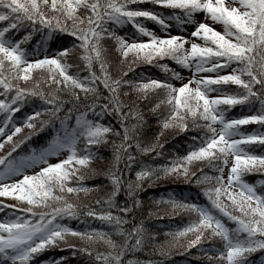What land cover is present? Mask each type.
Here are the masks:
<instances>
[{"label":"snow or ice","instance_id":"obj_1","mask_svg":"<svg viewBox=\"0 0 264 264\" xmlns=\"http://www.w3.org/2000/svg\"><path fill=\"white\" fill-rule=\"evenodd\" d=\"M144 2L0 0V22H5L0 24V96L3 97L0 113H4L0 123L8 125L12 114L35 97L45 106L26 114L23 125L32 129L39 120V129L50 123L54 129L43 146L14 155L20 144L30 137L13 141L21 127L13 124L6 134L5 128L0 127V134H4L0 148L5 142L12 145L0 155V197H12L16 201L7 204L0 200V264H41L37 258L42 252L63 247L73 249V256L77 251L90 257L94 255L97 264H141L133 256L126 261L124 257L128 252L145 247V241L154 239L155 234L146 235L139 223L130 229L124 225L128 223V215L141 205L137 193L142 180L147 178L151 183L158 178L157 172L160 176L188 179V164L193 160H207L216 174L209 176L201 171L197 177L196 173H191L196 183L209 185L202 191L210 207L176 199L167 201L174 209L197 214V219L175 234H193L194 238L187 239L182 246L191 248L199 244L202 237L213 240L214 244L218 242L220 247L210 249L217 253L215 258L209 256L214 264H248L250 253L264 250V179L258 181L259 190L256 184L244 179L249 173H264V131L240 129L241 125L249 123L264 128V0H228L227 4L223 0H150L154 6L181 10L173 11L168 17L155 8L136 6ZM77 9L84 15H79ZM201 11L205 18L221 23L223 31L214 29L203 19L196 20L195 15ZM141 17L165 31L168 21L181 27L187 23L192 28L187 36L180 32L161 36L144 27L138 19ZM129 23L135 32L125 39L118 29ZM21 28L25 29L24 35L15 38V31ZM36 33L41 37L36 41V48L22 46ZM65 34L74 39L65 42ZM192 37L204 43H197ZM108 41L115 43L122 58L132 52L137 60L151 64L153 57H170L190 69L191 76L177 87L169 80L171 77L183 80L180 73L161 64L159 66L166 73L170 72L171 77L133 81L122 72L113 78L105 59ZM33 70L46 74L43 81L35 79L33 86H21L17 81L30 82ZM45 83L66 91L69 99L65 101L53 92L46 93L43 91ZM192 83L195 87H190ZM230 85L236 88L230 89ZM129 91L143 93L145 97L149 93L155 95L156 101L151 104L153 112L161 105L166 107L169 115L158 121L161 130L174 125L184 132L189 128V120L191 128L202 129L198 136L192 137L194 142L199 141L193 144L192 150L170 164H140L134 179H126L127 170L136 162L131 152L133 144L139 153L154 149L157 156L162 153L156 143L160 133L143 146L137 138L146 121L135 104L128 105L121 99V94L127 96ZM214 92L217 94L210 95ZM66 102L74 106L68 108V113L75 111L73 124H69L68 113L63 118L59 115ZM233 106L254 111L230 117L227 113ZM125 108L128 110L124 111ZM106 115H115L120 127L116 129L103 123ZM109 135L119 139L118 143L116 139L112 141V158L103 172L109 186L103 197L92 202L107 210L71 202L65 193H88L98 187L82 185L79 181L87 175L83 169L89 168L90 161L97 158L93 146L106 143ZM249 145L262 151L256 154L248 150ZM62 152L67 153L64 158L49 162V157L60 156ZM122 160L123 168L119 167ZM72 162L76 167H72ZM225 166L228 168L226 177ZM74 177L77 183L69 186L67 182ZM121 192L126 199L117 203ZM222 197H226L230 205L224 203ZM230 209L235 210V214ZM218 213L233 222L234 227H229ZM80 216L102 221L108 228L81 230L62 222L65 217ZM113 235L120 236L121 242L113 239ZM68 237H77L83 246L70 244ZM97 242L106 245L107 250L95 251ZM49 264H67V261L61 256L50 259Z\"/></svg>","mask_w":264,"mask_h":264},{"label":"trees","instance_id":"obj_2","mask_svg":"<svg viewBox=\"0 0 264 264\" xmlns=\"http://www.w3.org/2000/svg\"><path fill=\"white\" fill-rule=\"evenodd\" d=\"M225 4L228 3V0H223ZM141 8H155L156 10H160L163 16L168 17L171 15L173 11L180 12L181 10L176 9H164L161 6H154L150 3V0H145L144 3L136 5ZM79 15L83 16L84 12L80 9H77ZM203 12H198L195 15V18L202 15ZM142 21L144 27L154 31L157 35L158 32H164L165 30L161 29L158 24L151 20H147L145 18H138ZM211 21L210 19L205 18L204 14V22ZM174 21H168L169 27L171 23ZM5 22H0L3 24ZM209 24V23H208ZM211 27L216 26L215 24L210 25ZM216 29V27L214 28ZM217 30V29H216ZM219 31H223V25H219ZM24 28H21L15 31V38H20L24 35ZM135 32L133 26L129 24H125L118 29V33L121 35L130 36ZM141 39L147 40V36H141ZM41 39L40 34L36 33L32 36V38L24 43V45L29 49L36 48V41ZM72 37L68 35L63 36V40L65 42H70ZM191 39L196 40L197 43L203 44L204 41L200 38L192 37ZM60 42L59 40L57 41ZM131 42V41H130ZM51 50V49H49ZM34 58V57H29ZM105 59L108 63V71L109 74L115 78L117 75H120L122 72H126V78L129 80H139L141 78H159L164 79L166 76L171 77V73H166L159 65L167 64L169 69L175 70L180 73V76L183 78L177 79L175 77H171L169 82H171L175 86H179L183 81H187L191 76L190 69H185L182 66L178 65L176 61L172 60L170 57H153L154 63H147L143 59L137 60L136 55L130 52L126 57L122 58V55L115 48V43L113 41L107 42V51L105 54ZM189 70V71H188ZM69 71H72L71 69ZM98 71V69H97ZM230 71V69H228ZM83 75V73H81ZM205 73H198L197 75H204ZM214 74V73H210ZM46 74L33 70V79L26 84L25 81L20 80L17 81L21 86H33L35 83V79H41L43 81L44 76ZM102 88V85H100ZM127 89L128 86H122ZM190 87H195V84H190ZM63 88V85H61ZM235 85H230V89H235ZM2 91V90H0ZM43 91L53 92L55 95L59 96L61 99L67 101L69 99L68 93L66 91L57 90L50 84H43ZM106 94V90H105ZM217 93H210V95H216ZM0 98H3L0 96ZM156 96L152 93H149L147 97L144 96L143 93H137L129 91L127 96L121 94V99L128 105L135 104L137 107V111L141 116H143L146 123L144 124L139 137H137L142 146L144 144L151 143L156 137L157 133H160L158 143L161 147L158 149L162 154L157 156L156 150L154 149L148 153H139L136 151L135 145L131 146V152L135 157V163L132 164L131 169L127 170L126 179H134V173L138 169L140 164H148L152 166L170 164L173 160H176L178 157H181L186 154L187 151L192 150L193 144H199V141H193L192 137L198 136L202 131L200 128H191V120L187 121L189 124V128L184 132H181L174 125L168 128H164L161 130V125L158 121L162 120L166 116L169 115L166 107L161 105L160 108L153 112L151 110V104H154L156 101ZM43 104V101L38 98L32 97L28 100L27 103L22 105L17 113H13V119L9 122L8 125H3L6 129L5 134L12 128V125L15 124L21 127V131L13 136V141L23 140L25 136H29L28 140H24L23 143L20 144V147L16 149L14 155H20L23 152H27L30 148H39L46 143L47 139L50 137L51 133L54 131L52 124H47L43 129H39V120H37L36 126L32 129L23 125V117L26 114H30L34 110H39ZM47 107H51V105H47ZM74 107L69 103H65L63 105L62 111L59 113L60 117L63 118L65 113H68V108ZM128 109L125 108L124 111ZM251 111L248 108H241L240 106H233L229 112L227 113L230 117H238L244 114H251ZM71 117L69 120V124L75 123V111L72 113H68ZM4 118V113H0V120ZM44 118V117H42ZM102 122L105 124H110L113 128L118 129L119 123L115 115L104 116L102 118ZM132 122L135 123V118H132ZM58 123V122H57ZM39 129V130H38ZM241 131L244 132H252V131H264V128H261L260 125L255 123H249L246 125L240 126ZM238 138V137H237ZM3 139V138H2ZM113 139L119 142V139L113 137L112 135L108 136V140L106 143H103L98 146H93L97 153V158L90 161V167L87 169H83L87 175L85 179L79 181L82 185H96L98 186L96 189L88 192V193H77L76 195L67 194L68 199L76 203L78 205L89 204L92 207L97 208L98 210H107L101 209L100 206L94 205L92 202L96 199H99L104 196L107 188L109 186V181L104 177L103 172L108 166V162L112 158L113 153ZM12 145L9 142H5V146L0 148L1 150H9ZM78 147H82V145H78ZM248 150L254 151L256 154H259L262 149L259 147H253L251 145L248 146ZM104 157L103 160L99 159V157ZM179 162V161H177ZM124 161L122 160L119 167L123 168ZM72 167H76L75 162H72ZM189 176L188 179H184L183 177L177 178L175 175L169 176H160L159 172L156 173L157 179H154L151 183H149L147 178L142 180L141 189L138 191L137 195L141 201V205L134 210V213L128 215V223L124 225L126 229H130L133 224L139 223L144 229L146 235L155 234L154 239L146 240L145 247H141L135 252L126 253L124 259L125 261L129 256H133L136 259L141 261V264H148L150 261L151 264H214V260L210 261L209 256L215 258L217 253L215 251H211L210 249L213 247H220L221 245L217 242L214 244L213 240H208L207 238L201 239L200 243L194 245L191 248H187L186 241L187 239L194 238L192 233H185L183 235H175L177 232H180L183 228L187 227L193 220L197 219V214L193 213L189 210L182 208H173L170 203L167 201L169 199H176L177 201L184 202H194L201 206L210 207V202L207 197L204 195L202 189L209 186L205 183H196L195 177L191 175V173H196V176L199 177L201 171H203L206 175L214 176L216 174L215 169L209 166L207 160L198 161L193 160L189 162ZM95 169L96 172L93 173L91 170ZM244 179L249 182L256 184L257 190H259L260 185L258 183L259 180L264 179V173L253 172L246 174ZM69 186H74L77 183L75 177L68 182ZM9 204L16 203V201L12 197L5 198ZM126 199L124 193L121 192L118 194L116 198L117 203H120L122 200ZM224 203L230 205V201L226 199V197H222ZM54 205V202H53ZM234 212L235 210L230 209ZM2 215V214H0ZM133 215L135 219H133ZM218 215L225 221V223L229 227H234L233 222L228 221L226 217H223L222 214ZM63 223L68 224L69 226L85 230L90 227L92 228H103L107 230L108 226L104 224L102 221L86 218L84 216H80L79 218L73 217L68 218L65 217L62 221ZM113 239L117 240V242H121V237L118 235H113ZM68 242L70 244H76L78 246H83V242H81L77 237H68ZM107 250V246L103 245L101 242H97L95 245V251L104 252ZM73 249L68 247L63 248H55L49 249L40 254L37 258L41 264H49L50 259H55L56 257H64L67 261V264H97L95 261V256H89L87 253H80L77 251L76 255H72ZM207 253V254H205ZM248 264H264V250H257L248 255Z\"/></svg>","mask_w":264,"mask_h":264},{"label":"rangeland","instance_id":"obj_3","mask_svg":"<svg viewBox=\"0 0 264 264\" xmlns=\"http://www.w3.org/2000/svg\"><path fill=\"white\" fill-rule=\"evenodd\" d=\"M187 30H188V31L184 30V32H185V33L190 32V31H189L190 28H188ZM182 33H183V32H182ZM66 155H67L66 152H62V153L60 154V156H52V157H49V162H56L58 159H62V158H64ZM32 170H35V169H32ZM227 172H228V168H227V170H225V174H224L225 177L227 176Z\"/></svg>","mask_w":264,"mask_h":264}]
</instances>
